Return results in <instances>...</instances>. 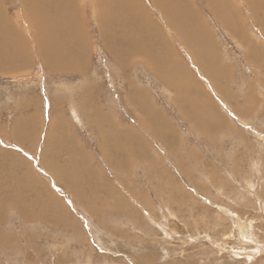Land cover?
Listing matches in <instances>:
<instances>
[{
	"label": "rangeland",
	"instance_id": "374dc122",
	"mask_svg": "<svg viewBox=\"0 0 264 264\" xmlns=\"http://www.w3.org/2000/svg\"><path fill=\"white\" fill-rule=\"evenodd\" d=\"M1 1L21 35L0 66V264H264V0H188L184 32L154 0L114 25V0H72L76 64ZM55 141L70 185L43 162Z\"/></svg>",
	"mask_w": 264,
	"mask_h": 264
},
{
	"label": "bare ground",
	"instance_id": "6f19581e",
	"mask_svg": "<svg viewBox=\"0 0 264 264\" xmlns=\"http://www.w3.org/2000/svg\"><path fill=\"white\" fill-rule=\"evenodd\" d=\"M21 1V4H22V7L24 6V7H26L27 8V12H23L24 13V15H25V19H27V21L26 22H29V21H31V24H30V26H29V23L26 25V34L28 35V36H30L31 35V37H32V39L33 40H36V42L38 43H36V45H38V50H40L41 52H42V50L44 51V50H46V53L45 54H47V57L49 56L48 55V53H52V52H54L55 50L53 49L54 47H56V45L58 46L59 44H57V43H60V45H61V42L63 41V45H68V46H66V54L68 55L69 54V56L72 58V59H70V58H67V59H64V60H66V62H68L67 64H71V63H74V64H76V63H79V61H78V58H73V57H75L76 56V53H74V50L75 49H73L72 50V48H74V46H76L75 45V43H76V40L74 39V36H73V38H71L70 36H69V34H71V33H76L77 31L78 32H80L79 31V27H78V24L73 28V30H71L70 29V21H72V19H71V17H72V14H73V12H72V10H74V9H72V8H74L75 6H76V4L78 3V1L77 2H75V1H73L72 2V0H20ZM93 1V5H94V7H96V5L98 4L95 0H92ZM215 1V0H214ZM220 2H221V0H219ZM223 1V0H222ZM114 2H115V4L112 6L113 7V9H116L117 8V11H116V13H115V16L113 17V16H109V19H108V21L107 22H110V20H112V25H114V23L115 22H113V21H118V22H120V21H122L123 22V20L121 19V16L123 15V17L125 18V16H128V17H130L129 19H131L132 20V18L134 19V17H144L145 15H146V17H147V15H148V13H147V11L146 10H148V9H146V8H144V6L139 2V0H114ZM154 2L157 4V6L159 7V9H161L164 13H166V17H167V19L168 20H170V23L171 24H173L175 27H176V29H178L179 31H181V32H184V29L185 28H187L186 27V25L189 23V20H191L192 19V16H193V14L192 13H190V9H189V4L187 5V3H188V0H154ZM209 2V1H208ZM213 2V1H212ZM211 2V3H212ZM213 3H215V2H213ZM223 3V2H222ZM226 3V2H225ZM224 4V3H223ZM210 5V4H209ZM214 5V4H213ZM218 5V4H217ZM156 6V5H155ZM219 6V5H218ZM223 6V5H222ZM214 7V6H213ZM30 8V9H29ZM78 8V7H77ZM212 8V7H211ZM218 8V7H217ZM220 8V7H219ZM25 9V8H24ZM80 10V9H79ZM220 10V9H219ZM224 10V9H223ZM78 10H75V12H77ZM111 11V10H110ZM120 11V12H119ZM149 11V10H148ZM74 12V13H75ZM218 12V11H217ZM77 13H79V12H77ZM222 13V12H221ZM100 14H102V12H100V9H99V15ZM107 14V13H106ZM224 14V13H223ZM226 14V13H225ZM78 15V14H77ZM225 16V15H224ZM66 17H69V20L66 18ZM108 18V17H107ZM106 18V19H107ZM135 18V19H136ZM148 18V17H147ZM223 18V17H222ZM128 19V18H127ZM138 19V18H137ZM143 19V18H142ZM13 20L14 19H9V16H7V14L5 13V11H4V7H3V4H2V1L0 0V32H1V30H2V32L3 33H1L3 36H2V38H0V66H2V63L3 62H5V61H7L8 63L9 62H11L10 64H11V66L13 65L12 64V61H10L11 60V58H12V56L14 55V53H10V51L12 52V50L14 51L15 50V47H17L16 45H17V43H15V41H16V38L15 37H13V36H15L14 34H13V32L14 33H19L18 34V36L19 35H21L20 34V31L19 30H13L12 29V23H13ZM16 20V19H15ZM60 20H62L63 21V26H64V24L65 25H68L67 26V28H66V30H64V29H61V31H60V29H59V25H61L60 24ZM74 20V19H73ZM139 20V19H138ZM137 20V21H138ZM141 20V19H140ZM133 21V20H132ZM135 21V20H134ZM129 22H131L130 20H129ZM80 23V22H79ZM128 23V22H127ZM134 23H136V22H134ZM134 23H133V25H134ZM141 23V22H140ZM118 24V23H117ZM122 24V23H121ZM130 24V23H129ZM111 25V24H110ZM131 25H132V23H131ZM136 25V24H135ZM139 25H141V24H139ZM52 27H54V28H52ZM65 27V26H64ZM107 27H109V26H107ZM132 27V26H131ZM138 28H139V26H138ZM12 29V30H11ZM17 29V28H16ZM114 30H115V28H114ZM136 30H137V28H136ZM145 31H144V33L146 32V28L144 29ZM156 30V29H155ZM190 30L191 31H193V30H195L194 28H190ZM23 31H24V28H23ZM28 31H30V35L28 34L29 32ZM130 31V30H129ZM151 30H149V32H150ZM64 33V34H67L66 35V37H65V39H60V40H58L59 39V33ZM194 32V31H193ZM61 33V34H62ZM150 33H152V32H150ZM25 33H24V35H26ZM116 34H119V33H116ZM149 34V33H148ZM52 37H51V36ZM78 35V34H77ZM39 36V37H38ZM58 36V37H57ZM69 36V37H68ZM81 36V35H80ZM129 35L127 34L125 37H124V40H121V41H123L124 43H126L127 44V42L128 41H126L125 39H127V40H130L129 38H126V37H128ZM149 36V35H148ZM150 36H152V34H150ZM63 37H64V35H63ZM147 37V36H146ZM190 37H191V41L193 42V43H195L194 44V46L192 47V48H194V51H195V49H197V46H196V42H197V39H198V41H200V36H199V34L197 33V32H195V33H191V35H190ZM39 38H42V41L41 40H39ZM66 38H68L69 40H70V42H71V44H67V41H66ZM153 38V37H152ZM47 40V41H45V42H47L46 43V45H45V43H44V40ZM78 39V38H77ZM148 39V38H147ZM40 41H41V43H40ZM79 41V40H78ZM4 42V43H3ZM17 42V41H16ZM34 42V41H33ZM191 42V43H192ZM156 44V43H155ZM21 45H23V43L21 42ZM29 45V44H28ZM51 45V46H50ZM152 45V44H151ZM128 46H130V45H128ZM48 47H53V48H50V49H47ZM152 47V46H151ZM30 48V47H29ZM71 48V49H70ZM170 48V47H169ZM113 49H115V47H113ZM171 49V48H170ZM30 50V49H29ZM52 50V51H51ZM132 50H138L139 52H142V51H145L146 52V50L147 49H142L141 47H137V46H135V44H132L131 46H130V48H126L125 50H123V49H119V50H117V49H115V52H116V54L117 53H119L120 54V56H122L123 57V59L122 60H127V61H129V55H128V57L127 58H125L126 57V55L127 54H130V52L132 51ZM191 50H193V49H191ZM202 49H200L199 48V51H201ZM150 51H151V49H150ZM144 52V53H145ZM63 53H64V51H63ZM78 53V52H77ZM44 54V53H43ZM65 54V53H64ZM148 54L149 55H151L152 54V52L150 53L149 51H148ZM31 55V54H30ZM146 55H147V53L144 55L145 57H146ZM45 56V55H44ZM46 57V56H45ZM46 57V58H47ZM147 57H148V59H151L148 55H147ZM53 58V60H54V56L53 57H48V62H49V60H50V63H51V59ZM66 58V57H65ZM159 58V57H158ZM162 58V56L160 57V59ZM43 59V58H42ZM133 59H135L134 57H132V58H130V61L131 60H133ZM160 59H158V60H160ZM60 61H61V56H60V59H59ZM15 61V60H14ZM165 60H163V62H164ZM53 62V61H52ZM64 62V63H63ZM76 62V63H75ZM165 62H167V61H165ZM51 64H53V63H51ZM62 64H65V61H62ZM66 64V65H67ZM178 64V63H177ZM179 65V64H178ZM52 66V65H51ZM72 66V65H71ZM71 66H70V68H71ZM67 67H68V65H67ZM166 67H168V69L169 70H171L172 68H171V66H167L166 65ZM166 69V68H165ZM167 69V70H168ZM180 78V77H179ZM54 140V139H53ZM52 144V149H51V151L53 152V154H54V156H55V158H53L52 157V155H51V157H49L48 155H47V157L45 158V160L43 161L44 162V164H45V166H46V168L50 171V172H52L55 176H60V175H62L63 174V170L62 169H69V168H66V167H64V166H62V165H60V164H58V162H60L58 159H60V155H61V149H63L64 148V144L62 145V144H59V142L57 143V141H55V144L57 145H54L53 143H51ZM49 149V148H48ZM63 150H65V148L63 149ZM47 154V153H46ZM69 155H71L70 154V151H69ZM68 156V155H67ZM71 163V162H70ZM76 164V163H75ZM71 166V165H70ZM72 167V166H71ZM74 171H75V166L74 167H72L71 168V173L67 176L68 178L67 179H62V176H60L59 177V179H61V181L63 180V182L65 181V182H67L69 185H70V183H73V179H72V176H74ZM15 174V173H14ZM35 176V175H34ZM35 179H37V180H39L40 181V179L39 178H35ZM38 181V182H39ZM41 182V181H40ZM37 185V181H34V187ZM19 187V186H18ZM44 187V186H43ZM26 188V187H25ZM46 188V187H45ZM25 190V189H24ZM47 195H49V196H51V197H53V195H51L50 193H48L47 192ZM38 197V196H37ZM82 197V196H81ZM24 198V197H23ZM25 198H26V196H25ZM54 198V197H53ZM83 198V197H82ZM39 202H41V201H39ZM50 202H52V204H53V206L54 205H56V208L57 209H62V208H60L59 207V203H57L58 202V200H57V198L55 199V201H51L50 200ZM60 202V201H59ZM26 204V203H25ZM23 205L24 206V208H26V209H28V205L26 206V205ZM62 204V203H61ZM50 206V205H49ZM52 208V207H51ZM56 209V210H57ZM51 211H52V209H51Z\"/></svg>",
	"mask_w": 264,
	"mask_h": 264
}]
</instances>
